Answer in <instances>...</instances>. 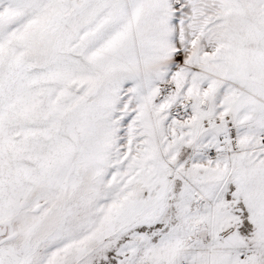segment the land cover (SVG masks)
I'll use <instances>...</instances> for the list:
<instances>
[{
    "label": "snow or ice",
    "instance_id": "1",
    "mask_svg": "<svg viewBox=\"0 0 264 264\" xmlns=\"http://www.w3.org/2000/svg\"><path fill=\"white\" fill-rule=\"evenodd\" d=\"M0 264H264V0H0Z\"/></svg>",
    "mask_w": 264,
    "mask_h": 264
}]
</instances>
